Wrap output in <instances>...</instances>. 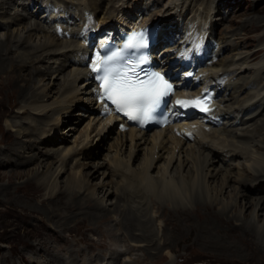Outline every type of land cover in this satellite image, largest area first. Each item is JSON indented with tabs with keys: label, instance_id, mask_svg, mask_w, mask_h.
Listing matches in <instances>:
<instances>
[{
	"label": "bare ground",
	"instance_id": "1",
	"mask_svg": "<svg viewBox=\"0 0 264 264\" xmlns=\"http://www.w3.org/2000/svg\"><path fill=\"white\" fill-rule=\"evenodd\" d=\"M33 1L38 2L39 0ZM152 1L85 0L83 3L80 0H48V4H55V8L61 10L60 15H58L60 20L54 21L57 22L56 24H65L63 17L67 18L66 22L74 21V25L67 26L71 38L60 37L50 23V18L44 17L45 14H42L44 20H38L30 27L24 26V29L27 30L26 33H28L26 38L14 40L15 38H11V35H7L5 40L0 39V91L2 90L5 95L18 97V100H20L18 109L23 111L22 115H26V117L20 118L19 115L15 114L12 117L13 123L7 121L10 128H16L17 130L15 135L10 138L9 148L5 149L3 154H0V168L10 167L7 164L12 159L15 160L17 167H23L35 160L41 162L37 165L36 172L26 182V186L31 191L22 192V186L13 187L16 180L29 176V173H15L14 170L10 174L0 173V181L6 178L9 183L8 186L0 188V195L5 196L0 201L5 202L7 205H13L16 201L24 199V197H34L43 191H47L48 200L51 201V204L58 201L67 212V215L56 213V218L59 219L58 223L63 226L71 221H76L78 215H83L86 219L99 224L114 213L123 218L121 225L125 226L127 238L146 242L149 251L154 249V252L161 253L170 239L176 237L179 239L185 234V231H189V233H196L197 240L210 244L216 251L231 257V259L243 253L245 254V252L247 256L262 255L264 257V225H261L263 221L261 217H264V195L248 201L250 198L248 195L250 182L259 184L262 182L261 187L264 193V120L259 123L260 117L264 114V109L261 112L256 109L248 117L243 118L251 108L264 104V94L257 93V90L254 91L257 94L249 91L238 99L235 91L229 94V98L226 97L231 83V76L236 73L237 67L240 66L238 69L242 70L244 64H246L245 60L248 63L258 60L261 51L250 55L243 61L235 60L237 58L228 62L217 60L207 67L209 72L207 79L211 84H216L221 77L229 80L227 88L222 90L218 100L221 104L218 113L226 121L225 125L217 128L211 127L208 131L203 127L194 129L196 135L193 144H189V139H186L185 136H178L171 128L160 131L155 130L151 133H148L149 131H136L129 127L125 128L124 131L118 129V144L123 147L126 142H130V149L125 158H117L112 162L114 165L113 173L121 178L124 192L116 196L117 201L112 210L104 206V200L95 202L93 201L94 197H89L90 195L95 196L97 193L95 190L93 192L90 186L88 187L89 184L86 182L85 174L82 173L81 169V166L86 167V164H82L80 159L84 157L91 158L94 155V152L88 151L87 146H84V143L91 138V133L87 129L85 134V130L79 132L78 136L74 138V144L64 150L60 159L54 163V166L58 164L56 168L52 163L48 164V168L45 169L46 165L43 166L44 160L41 157L31 156L26 158L20 154V147L26 144L24 138L32 135V131H38V127L41 126L40 131L43 133L38 131L37 134L42 135L44 132L58 128L60 119L48 118L50 113L53 115L58 112L61 114L68 113L71 106L77 103L78 99L86 101L88 104H94L97 109V118L101 121L100 125H104L103 130L109 129L112 131L114 127L117 128L112 119L109 117L104 118L101 114L102 109L95 103L94 84L91 77L88 76L85 60L81 57V54L83 56L85 53V46L83 45L85 39L81 36L84 26L87 25V28H90L89 25L96 24L100 27V31L106 28L115 30L125 27L131 19L136 17L144 22L160 25L162 28L160 38L170 43L176 42L177 38L175 40L173 38L179 35L183 29L188 34L194 33L197 29L201 31L209 29V39L213 38L214 26L212 21L211 24L209 21L211 6L208 8L205 5L201 8L206 0H167L171 3H168L171 6L162 13H155L156 10L154 9L155 14H147L148 9L153 6V4L150 6ZM224 2V0H221V3ZM5 5H9V2L0 0V9ZM27 7L25 5L24 8ZM40 8L43 9L44 5H41ZM87 12L89 13L88 17L86 16ZM7 14L9 12H6ZM23 14L24 12L17 14L12 18V21L15 24H23L26 20ZM55 17L57 16H52V18ZM186 19L188 21L185 23L186 26L184 25L185 28H183L182 23ZM34 36L38 38L39 44L30 46L28 47L29 50H26L25 45ZM14 42L19 44L20 48H24L25 51L21 52V50H18L19 48L15 50ZM175 47V45L168 44L165 49L162 50L161 48L162 59L168 63L172 62L176 58V55L172 53ZM60 57H65L66 60L52 73H63L65 81L61 83L58 90V98H55L51 103H46L44 100L50 98L47 91L49 86H39L43 82V78L38 79L39 85L35 84L36 76L44 73L43 69L36 67L34 71L28 73V76L22 74L21 69L26 66L31 67L36 62L47 60L55 62L60 60ZM71 63L74 70L64 75V71ZM261 69L264 70V65ZM50 70H53L51 66L46 67L47 76L52 74ZM262 70H257L253 77H249L251 81L245 84L251 83L254 86L256 83L264 81ZM242 71H247V69L245 68ZM249 71L251 72V70ZM81 79H85V82L81 88H78L76 85ZM236 88L237 86H234L232 89L236 90ZM91 110L93 109L91 108ZM35 112L37 114H34ZM256 112L258 113L256 114ZM38 116H42L44 120H50L44 121ZM250 122H253L256 127L253 130H247L246 133H239L244 129L243 126ZM23 123H28L29 127L34 125V130L30 128L32 131H29ZM68 128L69 131L74 130L72 126ZM95 130L93 129L94 133ZM81 134L84 135L81 137ZM99 134L97 133V135ZM83 137L84 141H82ZM257 138L260 140L258 141ZM53 140H57L56 136L53 137ZM138 151H144L143 163L139 168L132 166ZM163 152L169 154L167 155L169 159L166 161L167 164H165L163 172H160L158 163L162 159L161 153ZM228 154H232L230 161L233 162L232 158L234 157H241L245 159L246 163L242 167L236 165L232 169H228L229 166L225 167L229 162V159H227ZM71 160L76 162L74 165L77 166V169H73V177H68L66 189L56 190L59 177L65 172L66 166ZM175 163L177 165L173 168ZM91 165L94 168L89 175H91L90 177H96L102 165ZM170 167L173 168L175 175L169 174ZM186 167H188L187 176H183L181 171ZM156 168L157 176L154 177L151 172ZM234 169H237V172H234ZM215 180H218L216 184ZM228 188L232 189V194L230 200L226 202L224 193ZM13 189L14 191H12ZM82 196L88 199L86 200ZM122 201L125 202L123 206L120 205ZM150 205L157 210L158 214L160 212L164 213L161 216L164 225L159 224L156 230L154 228V217L149 212ZM85 207L89 208L90 211H87V213L82 212ZM248 209L251 212L246 215ZM52 211L58 212L59 210L52 207ZM166 224L170 225V229L167 234H164ZM159 237L164 240L163 243L159 242ZM41 246H44V244L40 243L32 250L38 251ZM242 247L245 249L244 251L241 250ZM166 251L168 255L173 252V248L170 246ZM120 255L113 253L111 259L116 261ZM5 261H7V258Z\"/></svg>",
	"mask_w": 264,
	"mask_h": 264
},
{
	"label": "rangeland",
	"instance_id": "2",
	"mask_svg": "<svg viewBox=\"0 0 264 264\" xmlns=\"http://www.w3.org/2000/svg\"><path fill=\"white\" fill-rule=\"evenodd\" d=\"M3 1L9 2V5H5L0 9V39L3 40L7 38V35H11V38H15L14 40L26 38L28 33H26L27 30L24 29V26L30 27L31 24H34L38 20H44L43 18L46 15L42 17V14H45L47 9L51 10L55 7V4H48V0H39L38 2H34L33 0ZM80 1L83 3L85 2V0ZM224 1V3H221V0H206V3L204 2L201 7L203 8L206 5L209 8V6H211V17L209 21L210 24L212 21L214 26V40L220 44L217 60L228 62L237 58L235 60L243 61L250 55L261 51V56L258 60L251 61L250 63L245 60L246 64H244V66L242 65V70H245L246 68L247 71L238 69L240 66L237 67L238 72L236 71V73L231 76V83L228 87L226 97L229 98V94L231 92L234 93L235 91L238 93H236L238 99L243 97L249 91L254 92L257 90V93L260 92L264 94V81H261L262 83L258 82L254 86L251 85V83L245 84L250 82L251 80L249 77H253L257 70H262L261 68L264 65V0ZM168 3L170 2L167 0H153L150 5L152 6L153 4V6L148 9L147 14L162 13L171 6V3ZM25 5L26 7L29 5V7L25 9ZM41 5H44L43 9L40 8ZM6 12H9V14L6 15ZM23 12V16L26 20L23 24H15L12 21V18ZM88 14L89 13L87 12V15ZM4 17L5 19H3ZM54 20L55 19H50V22H54ZM187 21L188 19L183 21V28H185V23H187ZM177 36L178 35L173 39L175 40ZM13 44H15V42ZM38 44L39 40L34 36L24 48L29 50L28 47ZM17 48H19L18 50H21V52H23V50L25 51L24 48H20L19 44H15L14 49L16 50ZM60 58V60H56L55 62L51 60L36 62L31 67L26 66L21 69L23 72L22 74L27 76L28 73L34 71L36 67H41L43 69L42 71L44 73H40L41 76L40 74L36 76L35 84L39 85L38 79L43 78V82H41L39 86H49L47 87V91L50 98L44 100L46 103H51L55 98H58V90L61 83H64L65 81L63 73H52L66 60L65 57ZM239 62L241 63V61ZM70 65H68L67 69L64 71V75L69 74L74 70L72 63ZM50 66L53 69L50 70L52 74L47 76L48 73L45 72V69ZM249 70H251V72ZM262 72H264V70H262ZM84 82L85 79H81L76 86L81 88ZM234 86H237L236 90L232 89ZM225 89L226 87L224 90ZM256 92H254V94ZM18 99L19 98L16 96H8L7 94L5 95L2 90L0 91V154H3L5 149L9 148L10 138L15 135L17 130L16 128H10L7 121L12 122V117L15 114L19 115L20 118L26 117V115H22L23 111L18 109L20 102ZM79 100L80 99L76 101L77 103H74L71 106L68 113L61 114L58 112L59 114L55 113L53 115L50 113L48 115V118L53 117L54 120L60 119L56 130L44 132V134L41 135L37 134L38 131L43 133L40 131L42 129L41 126L38 127V131H32L35 128L34 125H32L33 127H29L28 123H23L24 127L28 128L29 131L32 129L31 131L33 134L24 138L26 144L20 147V154L26 158L31 156H35L36 158L41 157V159L44 160L43 166L46 165L45 169H47L49 166L48 164L53 163L54 166V163L60 159L64 150L74 144V138L78 136V133L85 130V134L87 129L88 132L91 133V138L84 143V146H87L88 151L94 152V155L91 158L84 157L80 159L82 164H86V167L82 165L81 169L82 173L85 174L86 182L89 184L88 187L90 186V189H92L93 192L95 190L97 193V195H90L89 197H94L93 201L95 202H101L104 200V206L112 210L117 201L116 196L124 193L121 178L113 173L114 165L112 162L117 158L122 159L128 155L130 142H126L125 145L121 147L117 142L118 128L114 127L112 131L109 129L103 130L104 125H100L101 121L97 118V109L94 104H88L86 101ZM90 107L93 110H91ZM256 109H259L258 112H261L264 109V104H259L258 106L251 108L243 118L248 117L251 113L256 111ZM258 112H256V114ZM34 114H37V112ZM38 117L44 120L42 116ZM240 118H242V116H240ZM48 120L50 119L44 121ZM259 120V123L261 120H264V114H262ZM108 124L109 123L107 122V125ZM70 126H72L74 130L69 131L70 129L68 127ZM244 126L243 128L245 130L243 129L239 131V133H246L247 130H253L256 127L253 122ZM93 129H96L95 133L93 132ZM153 131L155 130L149 131L148 133ZM97 133L100 134L97 135ZM84 134H81V137ZM55 136L57 140H53V137ZM38 138L40 139L38 140ZM35 140L38 141L34 142ZM257 140L259 141L260 139L257 138ZM82 141H84V137ZM193 143V140L189 142V144ZM76 147L77 145L75 148ZM137 153L136 160L132 162V166L139 168L143 163L144 151H138ZM163 153H161L162 159L158 163L160 172H163L164 166L167 164L166 161L169 159L167 156L169 154L165 152ZM216 156L218 155L216 154ZM230 156L232 157V154L227 155V159H229L230 163L228 162V165H225V167H230L228 169H232L236 165L242 167V165L246 163L245 159L241 157L232 158V162V160L230 161ZM14 158H16V156H14ZM39 162V160H35L23 167H17L15 165V160L12 159L11 161H8L7 164L10 167L0 168V173L10 174L12 170H14L15 173H29V176L27 175L23 179L16 180L14 184L15 186L13 187L22 186V192L31 191V189L26 186V182H28L34 172H36ZM74 164H76V162L73 160L67 164L65 172L59 177L56 190L66 189L68 177H73V171L77 169V166ZM91 164L97 166L102 165L96 177H90L91 175H89L90 172H93L94 168ZM175 165H177V163L174 164L173 168H175ZM57 166L58 164H56L54 168ZM171 167L169 169V174L172 173V175H175L173 168L171 169ZM42 170L43 168L41 171ZM187 171L188 167L182 169L181 174L187 176ZM234 172H237V169H234ZM151 174L156 177L157 168L153 169ZM217 182L218 180H215V184ZM8 185V179L5 178L0 181V188ZM261 186L262 182L261 184L257 182L249 183L248 189H250V193L248 192V195L250 198L248 201H251L252 198L262 197L264 195ZM12 191H14V189ZM231 192V188L226 189V192L224 193V199L226 202L230 200ZM4 198L5 196L2 197V195H0V200H3ZM82 198H86V200L88 199L84 196H82ZM124 204L125 202L122 201L120 205L123 206ZM51 206L56 207L59 211L53 212ZM87 211H90V209L85 207L82 212L87 213ZM149 212L150 215L154 217L155 230L158 229L157 227L159 224L164 225V220L161 217L164 214L163 212L158 214L157 210L154 209L152 205L149 206ZM250 212L251 210L248 209L246 215H249ZM56 213L67 215L66 210L62 208L60 202L56 201L51 204V201L48 200L47 191H43L34 197H24V199L16 201L13 205H7L5 202L0 201V264H264V257H262V255L247 256L246 252L245 254L243 253L242 255L231 259V257L216 251V249L210 244L197 240L196 233H189V231H185V234L179 239L178 237L170 239L166 248L164 247L161 253H156L154 252V249L150 251L148 250L146 242L142 240L134 241L127 238L125 226L121 225L123 218L120 215L112 213L107 220L99 224L86 219L83 215H78L76 221H71L66 226H63L58 223L59 219L56 218ZM261 220H263L261 225H264V217H261ZM169 229L170 225L166 224L164 234H167ZM61 239L64 242H61ZM163 241L164 240H161L159 237V242L163 243ZM40 243L44 244V246H41L38 251H33L32 249ZM170 246L173 248V252L169 253L168 256L166 249ZM241 250L244 251L245 249L242 247ZM113 253H117L118 255L121 254L118 260L113 261L111 259ZM6 258L7 261H5Z\"/></svg>",
	"mask_w": 264,
	"mask_h": 264
},
{
	"label": "snow or ice",
	"instance_id": "3",
	"mask_svg": "<svg viewBox=\"0 0 264 264\" xmlns=\"http://www.w3.org/2000/svg\"><path fill=\"white\" fill-rule=\"evenodd\" d=\"M146 41L143 33L133 35L125 49L139 50L145 48ZM141 56L135 63H129V58L121 52H113L104 59L97 57L93 71L98 74L103 89L102 99L114 105V111L123 113L128 119L137 121L141 125L153 119L154 114L166 106L167 99L173 94L171 84L159 72H152L141 78L143 69L141 64L146 63ZM182 108H199L201 112L211 111V107L202 106L201 98L193 100H176Z\"/></svg>",
	"mask_w": 264,
	"mask_h": 264
}]
</instances>
